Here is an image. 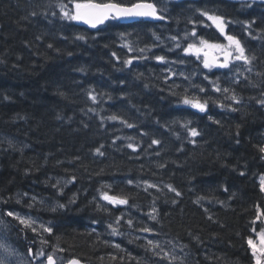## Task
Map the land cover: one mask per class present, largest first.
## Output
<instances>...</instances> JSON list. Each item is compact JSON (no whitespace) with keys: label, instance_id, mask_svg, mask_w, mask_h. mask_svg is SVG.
I'll list each match as a JSON object with an SVG mask.
<instances>
[{"label":"trees","instance_id":"16d2710c","mask_svg":"<svg viewBox=\"0 0 264 264\" xmlns=\"http://www.w3.org/2000/svg\"><path fill=\"white\" fill-rule=\"evenodd\" d=\"M152 1L164 20L90 29L62 18L58 5L71 7L69 0H0V211L13 239L34 253L59 248L88 264H163L152 240L180 249L183 264H255L247 239L260 230L258 208L264 213V4ZM200 10L231 21L226 32L251 64L209 70L202 56L185 54L201 38L227 42ZM233 91L242 103L225 98ZM185 95L207 101L206 111L184 104Z\"/></svg>","mask_w":264,"mask_h":264},{"label":"snow or ice","instance_id":"6c2138e0","mask_svg":"<svg viewBox=\"0 0 264 264\" xmlns=\"http://www.w3.org/2000/svg\"><path fill=\"white\" fill-rule=\"evenodd\" d=\"M257 0H244V3L247 7L251 8L253 4H255ZM69 3L71 4V7H69V4L67 3H60L58 5L60 9V13L63 19H66L68 21H75L82 24L87 25L88 27L92 29H98L101 25H104L108 21L112 20H120V19H134V18H151L156 20H164L165 16L162 15L163 9H160L157 7V4L152 2V0H69ZM260 3L264 4V0H260ZM32 15H36L35 12L32 13ZM55 15V13H53ZM200 15L202 17H206L208 21L211 22L212 25L215 26L216 30L224 37V39L227 41V43H209L207 40H204L201 38L199 40V45L194 43H189L186 48L183 49L185 54H191L196 56L197 59H201V56H203V67L206 69L211 70L213 67H219V68H229L230 64H232L234 61H243L245 65L251 64L252 59L254 57L250 58L245 53V48L241 44V41L237 39L233 35H229L226 32V27L228 23H231V21L227 20L225 16L223 15H217V14H210L207 10H200ZM255 23V21L246 22V27H251V24ZM191 35L193 37L196 36L195 30L192 31ZM76 39L79 40H85L86 37L84 35H79L76 37ZM159 39V37H157ZM172 40H176V37H172ZM129 48V51H132L131 45H125ZM51 47V45H49ZM176 47H180L179 44L176 45ZM209 49L215 50L217 53H219V56H222V61L219 59V56H213V58L209 59ZM141 53L145 52V49H139ZM115 55V54H114ZM139 59H144L146 57L141 56L138 57ZM157 61L165 62L164 56H157L155 57ZM182 62V61H181ZM123 63L128 66L132 64V58L126 59L123 61ZM248 71H251V69H247ZM171 72V70H169ZM171 75H176V73L171 72ZM182 75V74H181ZM170 77H166L165 80H167ZM187 79V77H185ZM207 79V77H205ZM238 82V81H237ZM214 90L217 92L223 91L224 93H229V88H223L221 89L219 86H215ZM200 91H204L203 88L200 89ZM89 97L94 102L96 101L97 97L93 95L91 92L89 93ZM226 99H230L235 104L242 103V100L237 97V95L232 92L230 96H226ZM183 103L186 105H191V107L198 109L200 112L206 111L207 108V101H201L197 97H188L187 95L183 98ZM258 103L261 106H264V99H260ZM221 107H224L223 104L220 105ZM233 111H236L237 109L233 108ZM110 120H120L121 123H124L127 125V127H133L132 124H129L126 120H123L117 115H112L109 117ZM209 119H212L209 117ZM216 123H219V121H216ZM186 128L188 127L187 124L184 125ZM189 135L191 137H197L200 135L199 131L196 128H188ZM238 135V133H237ZM195 142L194 140L192 141ZM239 141H237L238 143ZM153 145H158L160 143L159 140H152L151 142ZM103 147V146H101ZM129 148H133L132 144L128 145ZM260 152L264 153V147H260ZM96 153L99 155H103V152L100 151V148L96 149ZM243 175V173H241ZM73 180L75 177L72 178ZM131 183V181H129ZM150 187H155V185H149ZM170 191H173L176 193L177 196L180 195L178 191H176L175 188H173L171 185L167 186ZM261 191H264V177L261 178ZM102 198L106 201H108L111 204H126L127 199L126 198H120L117 196H110L107 193H103ZM60 207H63V205H60ZM156 210L153 209V212ZM9 217H14L19 220L21 224L31 226L32 221L26 220L22 217H19L17 214H15L12 211H8L6 213ZM261 213L258 208V214H257V220L260 219ZM155 216H152V219H155ZM119 221H117L118 223ZM2 223V221H0ZM129 226L132 225V221H128ZM43 230L45 232L51 233L52 228L51 227H44L41 225ZM109 227H112L109 225ZM32 231H36L35 228H32ZM139 231L142 232H152L153 230L149 227H143L139 229ZM256 230L253 229V232ZM112 234L116 235L119 234L118 230L115 227H112ZM46 243V241H43ZM148 245L152 246L153 248L159 247L158 244H154L152 240L147 241ZM247 245L249 249H251V255L253 260L255 261V264H264V230H261L258 233L257 239H253L251 236L247 239ZM116 248H120L119 244L114 245ZM0 249H3L5 252H9L8 246L4 244H0ZM63 251V249H60ZM29 255H32V250L29 249ZM161 252H163V258H167L170 255L172 256V259L175 260V256L172 255L169 252H164L163 249H161ZM36 258L39 259L40 257L45 256V253L43 250H38L36 253ZM156 255H159V253H156ZM113 259H116V257H113ZM47 264H55V259L52 254H48L46 257ZM0 264H5V261L3 259H0ZM68 264H80V261L73 258L68 261Z\"/></svg>","mask_w":264,"mask_h":264},{"label":"rangeland","instance_id":"374dc122","mask_svg":"<svg viewBox=\"0 0 264 264\" xmlns=\"http://www.w3.org/2000/svg\"><path fill=\"white\" fill-rule=\"evenodd\" d=\"M208 42L215 43V42H210V41ZM195 44L199 45V42ZM208 51L213 53L215 56H219V53H217L215 50L209 49ZM219 59L222 60V56H219ZM233 63H236L237 66L238 64L239 66L244 65L243 61H234ZM240 69H243V66H241ZM262 177L264 176L260 177V184H261ZM14 213L17 214L19 217L32 221L31 225L33 226L42 225L41 224L42 222L40 221L41 219L39 220L32 219L31 216L26 213H16V212ZM12 219L19 222V220L14 217H12ZM0 221H2V223H0V244H4L8 246L10 250L9 252H5L3 249H0V259H3L5 261V264H32L29 258L28 252L23 251L19 247H17L15 240L13 239L11 235V231L9 229L10 223L2 213L0 214ZM259 221L261 223L260 230H259L260 232L261 230H264V213L261 214ZM259 232H257V236L255 239H257ZM156 244L159 245V247L155 248L156 251H159L160 253L163 254V252H161V249H163L164 252H169L176 257L175 260H173L172 256L170 255L163 262V264H183V262H181L183 261V254L181 253L180 249H176V247L169 242H159L158 241ZM44 253H45V256L39 258V262H40L39 264H46V257L48 254H52L53 256H55L58 259L59 263H64L67 260L66 259L67 257L62 253V251L59 248L53 249L52 251L51 250L44 251Z\"/></svg>","mask_w":264,"mask_h":264},{"label":"water","instance_id":"95a60500","mask_svg":"<svg viewBox=\"0 0 264 264\" xmlns=\"http://www.w3.org/2000/svg\"><path fill=\"white\" fill-rule=\"evenodd\" d=\"M242 1H244V0H242ZM248 1H250V0H248ZM153 2V1H152ZM257 2H259L260 3V0H257ZM155 3V2H154ZM158 7V6H157ZM155 20V19H151V18H134V19H120L119 21H121L122 23H133V22H136V21H139V20ZM107 23V22H106ZM85 25V24H84ZM87 26V25H86ZM88 27V26H87ZM90 28V27H89ZM92 29V28H91ZM213 58V54H211V53H209V59L211 60ZM31 257H33V250H32V255H31ZM54 259H55V257H54ZM75 259H77V260H79L80 261V264H86L84 261H82V260H80V259H78V258H75ZM35 261V260H34ZM57 263V261H56V259H55V264ZM66 264H68V262L66 263Z\"/></svg>","mask_w":264,"mask_h":264}]
</instances>
